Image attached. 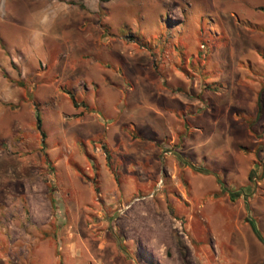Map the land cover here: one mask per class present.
<instances>
[{"label":"rangeland","instance_id":"1","mask_svg":"<svg viewBox=\"0 0 264 264\" xmlns=\"http://www.w3.org/2000/svg\"><path fill=\"white\" fill-rule=\"evenodd\" d=\"M263 3L0 0V255L5 263L264 264V116L259 120V156L249 152L248 161L239 162L240 127L232 116L234 101L226 100L232 89L221 99L202 84L227 80L235 85L239 79L253 84L258 79L264 91L263 69L245 68L235 56L239 34L264 39V29L250 23L257 20L252 7ZM58 11L75 14V19L49 16ZM258 18L264 21V16ZM57 30L88 40L81 43L86 54L79 60L86 66L95 63L99 80L130 79L133 89L127 92L143 115L127 117L119 111L127 92L107 88L101 93L91 81L80 87L83 75L71 64L78 55L70 42L53 46L45 40L35 51L43 35ZM97 44L102 59L88 49ZM131 57L135 70L125 63ZM54 66L62 73L55 75ZM163 66L170 67L169 74L157 75ZM57 79L65 83L58 84L63 91L55 95ZM193 81L200 86L184 90ZM189 91L195 93L197 110L206 96L214 98L216 110L230 107L229 125L220 123L225 130L217 125L216 131H223L192 133L187 127L178 136L182 144L174 145L175 131L138 122L152 118L153 108L164 109L157 94L184 99ZM141 94L146 101L139 105ZM170 107L181 118L193 119L176 101ZM127 119L138 122V130ZM140 135L165 136L152 175L130 147L132 141L142 148L134 141ZM103 136H108L109 153L102 147ZM96 150L106 156L100 178L93 162V157L101 158Z\"/></svg>","mask_w":264,"mask_h":264},{"label":"crops","instance_id":"2","mask_svg":"<svg viewBox=\"0 0 264 264\" xmlns=\"http://www.w3.org/2000/svg\"><path fill=\"white\" fill-rule=\"evenodd\" d=\"M252 10H254L255 12H257V20L256 21H251L250 23H252L251 25H253L255 28L257 29H264V21L263 20H259L258 17H263L264 16V3L261 5H258L256 7H252ZM225 12V11H224ZM231 16L234 17L235 21L237 23L240 22L239 18L236 16L235 13H233L232 11H230ZM49 16L53 19H57L58 17L61 16H65L66 17V21L68 20H73L75 19V14H70L68 12H53L51 14H49ZM22 17V16H21ZM69 17H72V19H69ZM244 16H242L243 19ZM50 18V19H51ZM58 20V19H57ZM65 21V23H67ZM61 24V23H59ZM55 28H57V25H55ZM258 35V34H257ZM97 39V38H96ZM45 40H48V43L50 42L51 44L57 45L56 42H62V43H71L73 44V46L75 47V49L77 50V57H75L73 59V62H71L74 69H77V73L78 74H82L83 77L82 78V82H80L79 86L80 87H84V83L86 81H91V83H94L100 90L101 93L103 92H107V88H109L108 90L112 89V90H117V91H121V92H127L133 89V84L131 83V80L126 78L124 79L125 81L123 83H119L116 78L113 77H104L103 80H99L98 75L100 74V71L98 69V67L96 66V64L94 63L93 65H84L83 62H81L79 60V56H81V54H86L83 52V48L81 47V43H87V39L82 37V36H77V35H65L64 33L60 32L57 30L56 34H50L46 36L43 35L41 40H38L36 42V45L34 46L35 51H37L39 48L42 49L45 46ZM91 42H94V38H92V40H90ZM97 41V40H96ZM251 41L253 42V45L250 46L252 47V51H250L247 47L248 43H251ZM79 43L80 47H77ZM98 43V42H97ZM235 44L237 46V49L235 51V56L239 59V63L243 65V67H251V66H258L260 68L263 69L264 71V64L262 65L258 59V57H256L255 53L258 54V56L260 58H262V62L264 63V39H261L259 36H254V37H249V36H245L243 33L239 34V40H235ZM116 47V45H115ZM99 45L97 44L95 47L94 46H90L88 49L89 50H93L92 55L94 56V58H99L102 59V52L100 50H98ZM128 54H130V51H128ZM121 56V54H119ZM131 55V54H130ZM125 63H127L128 65H130L131 70H135L133 69L132 65H135L136 63L132 62V57L128 59V61L125 60ZM238 63V64H239ZM239 64V65H240ZM157 68V67H156ZM161 69V73H159L158 71H160ZM170 67H166L163 66L162 68H159L157 70V75H162L163 73H167L169 74ZM53 72L55 73V75L61 74V70L58 69L56 66H54V70ZM238 73V72H237ZM29 74V73H28ZM81 75V76H82ZM130 75V74H129ZM62 76V75H61ZM146 81H151V77L147 74L145 77ZM170 79V78H168ZM57 85L55 86V95L59 94V91L62 90L59 88L58 84H64V79H62L60 81V79H57ZM100 81H102V84H100ZM201 83V82H200ZM199 83L193 81L192 86H188L187 84L185 85L184 90L188 89H194V85L197 86ZM204 84V86H207V88L205 87L204 91L207 92H211L214 93L215 96L217 98H221L224 99L226 96V94H228L230 92V90L232 89V94H228V97L226 98V100L229 101H234V109L232 111V116L235 117L234 122L238 123L240 129H239V135H236L238 137L237 139V147L239 148V150L241 151L242 155H239L238 161L242 162V161H248L247 159V155L249 152H255L258 156L259 153H257V148H259V144H260V139L258 136L259 130H260V123L259 120L261 117L264 116V91H262L259 81L258 79H256L255 83L250 84L247 81H243V80H238L237 83H235V85H233L232 83H229L227 80H219V81H212L209 83H202ZM237 85V86H236ZM58 86V87H57ZM103 86V87H102ZM106 86V87H105ZM200 86V84H199ZM197 88V87H196ZM60 89V90H59ZM202 89V88H201ZM63 91V90H62ZM58 92V93H56ZM129 92H127L124 96V98L122 99L121 102L118 103V107H119V111H121V109L124 111V113L127 115V117H130L133 114H137V115H143L144 111L141 109L139 110L137 105L134 104V102L132 101V95L128 94ZM65 94H68L67 92H65ZM41 97V94H40ZM157 97L159 98L160 102L165 103L164 105V109L163 110H158L153 108L152 109V114L153 117L150 119H144L143 117H138V122L141 123H146L149 124L151 126H162L164 130L168 131H175L177 133V136H175L174 134H171L172 136V144L174 143V145L177 144V142H181L182 144V139H180L178 136H181L183 133H185L187 127L192 131V133H203L206 130H210L213 129L214 131H216V127L217 125H219L223 130L224 127H222V125H220L221 121L224 120V123L226 125V127L229 125V120L227 119V116H230V107L225 104L222 107H220L218 110L215 109L214 104H215V100L214 98H211L210 96L207 97L205 99H203V103L201 105V108H198V110L196 109L197 103L196 101H194V97L195 93L193 92H185L184 94V99H177V98H167L165 96H162L160 93L157 94ZM137 103L139 105L143 104L144 101H146V96L144 94H141L139 96H137L136 99ZM166 101V102H165ZM172 101H176L181 108L184 109V107H186L185 109L188 112H191L193 114V119L188 120V118H181L180 116L177 115V113L174 114L173 109H171L170 107V103ZM82 105V107H85V103L83 101L80 102ZM204 103H206L209 108H203ZM169 107V108H168ZM168 108V109H167ZM167 111H166V110ZM208 110L207 112H205V110ZM148 111H150L148 109ZM151 112V111H150ZM210 114H209V113ZM206 113V116H202L203 114ZM83 113H79L78 117H82ZM106 114V112H105ZM114 116H116L118 114L117 112H114ZM129 115V116H128ZM177 115V118H176ZM207 117L210 116L212 119L211 122H209V120H206L202 117ZM222 118V119H221ZM221 119V120H220ZM128 121V119H127ZM138 122H132V120L128 121V125H130V128H133V130H138L137 128V123ZM136 123V124H135ZM173 127V128H171ZM248 128V129H247ZM151 129H155V128H151ZM221 130V131H223ZM221 131H216V132H221ZM249 134L252 138L255 137L256 140L255 141H251L248 137ZM167 137V136H166ZM110 140L118 138V136L115 137H111V135H109ZM264 138V136H263ZM216 139H218V135L216 136ZM145 140V141H144ZM165 140V136L162 138H154V139H145L144 137H142L141 135L138 136V139L134 140L135 142H140L141 143V147L142 148H137L134 147L131 141V149L136 150L137 152L133 155H136L139 157V161L141 162V167L144 165V162L147 163V169L145 170L147 173L149 174H153L154 173V166L155 164H157L156 158L158 156L159 150L162 149L160 148V143L159 141L163 142ZM177 140V141H176ZM102 147L105 148V150L107 151V153H109L108 151V136L107 137H102ZM119 145V144H118ZM184 146V142L182 147ZM163 147V146H161ZM97 154H101L100 150H96ZM101 158H95L93 157V162L94 165L97 163V167H96V178H100V172L102 171L101 169L105 168L106 166V156L105 154H101L99 155ZM241 159V160H239ZM264 161V160H263ZM100 165V167H99ZM105 167H104V166ZM100 168V170H99ZM143 168V167H142ZM156 170V169H155ZM151 177V176H150ZM152 179V178H151ZM116 253V254H115ZM114 255H118L117 252H115ZM0 264H7L4 261V258L2 255H0Z\"/></svg>","mask_w":264,"mask_h":264},{"label":"trees","instance_id":"3","mask_svg":"<svg viewBox=\"0 0 264 264\" xmlns=\"http://www.w3.org/2000/svg\"><path fill=\"white\" fill-rule=\"evenodd\" d=\"M71 100H72V102L76 105V103H75V99L73 98V96H71ZM35 121H36V128H37L38 132L40 133V136H41V138H42V140H43L44 137H45V134H44V132L42 131V122H41V118H40V115H39L38 112L35 113ZM250 225H252V230L254 231L256 237H257L259 240H261L259 234H258L257 231H256L255 225H254L253 223H252V224L250 223Z\"/></svg>","mask_w":264,"mask_h":264},{"label":"built area","instance_id":"4","mask_svg":"<svg viewBox=\"0 0 264 264\" xmlns=\"http://www.w3.org/2000/svg\"><path fill=\"white\" fill-rule=\"evenodd\" d=\"M200 49L204 50L205 49L204 45H201L200 46Z\"/></svg>","mask_w":264,"mask_h":264}]
</instances>
